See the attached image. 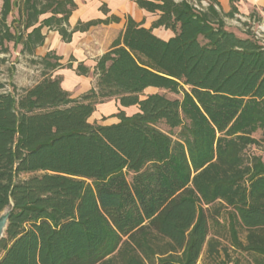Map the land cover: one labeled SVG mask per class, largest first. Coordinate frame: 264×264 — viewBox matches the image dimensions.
Segmentation results:
<instances>
[{
	"label": "trees",
	"instance_id": "1",
	"mask_svg": "<svg viewBox=\"0 0 264 264\" xmlns=\"http://www.w3.org/2000/svg\"><path fill=\"white\" fill-rule=\"evenodd\" d=\"M135 1L158 18L151 27L127 19L88 92L73 97L49 74L73 67L52 52L33 60L43 65L33 86L0 83V214L11 209L0 264H199L203 253L204 264H264V160L245 156L260 143L256 131L264 141V44L227 28L234 0L228 13L214 0L202 9L192 0ZM76 8L74 0H3L0 53L13 42L34 54L44 27L69 42L100 22L70 29ZM112 99L137 111L91 122ZM220 216L229 246L210 236Z\"/></svg>",
	"mask_w": 264,
	"mask_h": 264
},
{
	"label": "crops",
	"instance_id": "2",
	"mask_svg": "<svg viewBox=\"0 0 264 264\" xmlns=\"http://www.w3.org/2000/svg\"><path fill=\"white\" fill-rule=\"evenodd\" d=\"M77 8L69 17V28L73 29L79 24L87 23L93 20H99V23L91 25L86 30H76L72 35V39L66 42L62 39L61 34L49 27L43 28L45 34V42L37 47L34 54H23L24 57L38 60L47 53L52 52L61 57L60 62L64 65L72 64L73 67H63L54 71H49L53 77L60 76L62 78V87L69 91L73 97H79L88 92L95 86L97 75L95 67L98 59L106 53L120 38L125 30L127 19L132 17L135 21L143 23L145 27H151L153 21L158 18L157 13L149 12L141 8L135 0H74ZM217 2L218 8L228 13L231 11L232 0H214ZM241 15L248 16L250 10L264 11V0H234ZM50 16L45 14L41 19ZM154 33L163 39H169L173 36L170 29L158 27L154 29ZM79 63L86 65L90 72L88 75L78 74L76 68ZM43 72V68H41ZM39 75L37 79L25 87L36 84L43 78ZM154 87H149L147 91L158 92ZM119 108L124 110L128 115L137 111L136 106L123 107L115 99L100 103L90 118L91 122L98 121L99 124H112L119 121L115 114ZM112 115L114 121L100 123L103 116Z\"/></svg>",
	"mask_w": 264,
	"mask_h": 264
},
{
	"label": "rangeland",
	"instance_id": "3",
	"mask_svg": "<svg viewBox=\"0 0 264 264\" xmlns=\"http://www.w3.org/2000/svg\"><path fill=\"white\" fill-rule=\"evenodd\" d=\"M2 3L3 0H0V11L2 8ZM17 17L18 12L17 9L14 8L8 18L9 24L13 25L11 28L13 31L17 21H12ZM226 26L229 30L235 32L240 37L245 38L252 36L264 44V11L250 10L248 16L241 15L238 12L233 18H226ZM4 46V48H7V51L0 53V83L5 84V88L8 90H13V86H16L19 91L28 84V81H34L39 77L42 72L41 68H43V65L39 63L35 64L33 61L31 62V59L24 57L21 54V45H15L13 42H5ZM157 91L172 99L183 98V93H173L165 89H157ZM111 121H114L112 115L103 116V118L100 120V123H109ZM158 126L166 132H172L174 136H177L180 131L179 128L171 131L170 128L164 123H159ZM253 136L260 140V143L249 146L245 151V156L246 158H250L253 155H258L264 160V141L262 139L263 131L258 130L253 134ZM128 179H132V174H128ZM218 220L220 225L215 223L213 220L210 221V236H215L218 238L222 244V247L229 246V240L226 237V232L224 229V225L227 223L226 217L220 216ZM236 255L237 254L234 253V256ZM207 262H209V259L207 258L206 253H203L198 263L204 264ZM240 264H251V258L242 257Z\"/></svg>",
	"mask_w": 264,
	"mask_h": 264
},
{
	"label": "water",
	"instance_id": "4",
	"mask_svg": "<svg viewBox=\"0 0 264 264\" xmlns=\"http://www.w3.org/2000/svg\"><path fill=\"white\" fill-rule=\"evenodd\" d=\"M11 216V209L6 208L1 214H0V241L4 237L5 231L7 229L9 218Z\"/></svg>",
	"mask_w": 264,
	"mask_h": 264
},
{
	"label": "built area",
	"instance_id": "5",
	"mask_svg": "<svg viewBox=\"0 0 264 264\" xmlns=\"http://www.w3.org/2000/svg\"><path fill=\"white\" fill-rule=\"evenodd\" d=\"M194 3V6L198 9H202L203 7H207L209 5V0H201L198 2L197 0H192Z\"/></svg>",
	"mask_w": 264,
	"mask_h": 264
}]
</instances>
